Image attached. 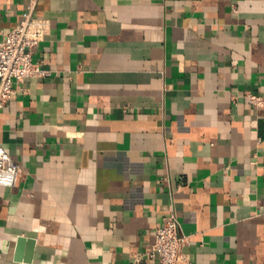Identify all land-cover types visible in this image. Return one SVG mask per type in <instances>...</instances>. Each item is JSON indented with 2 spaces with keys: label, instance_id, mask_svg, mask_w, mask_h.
<instances>
[{
  "label": "crops",
  "instance_id": "crops-1",
  "mask_svg": "<svg viewBox=\"0 0 264 264\" xmlns=\"http://www.w3.org/2000/svg\"><path fill=\"white\" fill-rule=\"evenodd\" d=\"M29 3L0 0V29ZM36 14L51 75L0 109L20 168L0 186V264H159L148 249L170 211L180 264H264V109L246 98L264 97V0H39Z\"/></svg>",
  "mask_w": 264,
  "mask_h": 264
},
{
  "label": "built area",
  "instance_id": "built-area-1",
  "mask_svg": "<svg viewBox=\"0 0 264 264\" xmlns=\"http://www.w3.org/2000/svg\"><path fill=\"white\" fill-rule=\"evenodd\" d=\"M39 0H30L20 24L10 32L0 29V109L4 108L16 93L15 83L29 78H47L51 72L35 61V50L45 41L49 32L46 21L37 17ZM234 11L237 10L234 8ZM249 104L264 109V97L255 94L246 96ZM20 168L0 144V186L15 187L19 181ZM155 242L148 249L150 258L159 264H180L183 249L188 244L180 234L177 214L170 211L157 230Z\"/></svg>",
  "mask_w": 264,
  "mask_h": 264
},
{
  "label": "water",
  "instance_id": "water-1",
  "mask_svg": "<svg viewBox=\"0 0 264 264\" xmlns=\"http://www.w3.org/2000/svg\"><path fill=\"white\" fill-rule=\"evenodd\" d=\"M26 242H27V239H25V238H20V239L18 240V254L20 253L21 249L23 248V245H24ZM31 244H33V243L31 242Z\"/></svg>",
  "mask_w": 264,
  "mask_h": 264
}]
</instances>
